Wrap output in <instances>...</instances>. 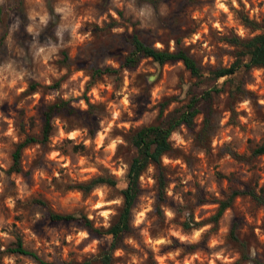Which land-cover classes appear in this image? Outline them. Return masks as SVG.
<instances>
[{"label": "rangeland", "instance_id": "rangeland-1", "mask_svg": "<svg viewBox=\"0 0 264 264\" xmlns=\"http://www.w3.org/2000/svg\"><path fill=\"white\" fill-rule=\"evenodd\" d=\"M0 8V264H38L8 251L17 238L44 262L80 263L110 238L49 215L86 216L107 229L123 205L134 133L203 89L180 62L122 67L132 32L171 51L179 39L202 68L228 67L233 48L225 38L259 33L239 16L264 25V0H0ZM105 67L117 72L92 78ZM224 80L192 124L172 133L161 169L140 176L131 232L112 264H235L241 243L264 262V205L238 196L213 222L233 190L264 191V155L252 154L264 139V68ZM59 101L76 114L54 117L48 141L24 148L22 172H10L16 146L39 136L43 110ZM101 175L116 185L86 194L71 188Z\"/></svg>", "mask_w": 264, "mask_h": 264}, {"label": "trees", "instance_id": "trees-1", "mask_svg": "<svg viewBox=\"0 0 264 264\" xmlns=\"http://www.w3.org/2000/svg\"><path fill=\"white\" fill-rule=\"evenodd\" d=\"M148 1L153 2V0ZM1 14L2 10L0 8V17ZM239 18L246 28L259 33L249 38H240L236 35L225 38V42L233 48L231 53L233 61L228 67H217L214 69L202 68L187 50L180 46L179 39L175 40V47L171 51L166 47L157 48L149 45L140 38L136 30L132 32L128 39L132 49L124 57L122 67L132 69L142 59H150L158 66L180 62L185 70L188 71L190 77L203 89L197 94L193 93L183 108L167 114L165 119L159 123L142 127L134 133L132 144L136 153L126 173V186L121 191L123 205L115 221L107 229L94 227L92 221L86 216L55 213L49 215L50 220L53 222H77L90 235L110 238L109 243L101 248L95 256H91L83 262L72 264H112L113 251L118 248L122 239L131 232L132 211L141 191L140 176L149 166H154L158 170L161 169L162 157L168 155L171 151L170 137L172 133L182 125L190 126L194 117L202 112L201 106L209 103L214 95L222 91V87H217V82L220 79H225L224 81L226 82L234 81L237 76L248 74L254 68H264V25L249 19L243 14H240ZM116 72L117 70L111 67L95 69L92 72V78H98L105 74H115ZM233 94L239 96L242 94L239 86L236 87ZM62 114L72 116L76 114V110L64 101L52 103L43 110L39 136L26 135L23 141L16 146L12 154L10 172L17 174L22 172L21 155L23 149L32 144H45L52 133L54 117ZM252 154L254 156L264 155V139L254 148ZM157 180L159 193L163 195L165 186L163 175L160 174ZM100 185L115 186L116 180L112 176L101 175L87 183L76 184L71 188L86 194ZM245 195L249 196L255 203L264 205V191H261V194H257L253 190H233L224 200L218 203V210L213 217V222H217L222 214L232 206L236 197ZM183 227L185 229L191 228L190 224L186 222L183 223ZM243 246V243H241L240 258L235 264H240V262L264 264V262L251 259ZM8 251L14 254L30 256L38 264H54L42 261L34 253L25 249L20 238H17L14 246Z\"/></svg>", "mask_w": 264, "mask_h": 264}]
</instances>
